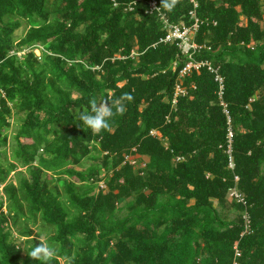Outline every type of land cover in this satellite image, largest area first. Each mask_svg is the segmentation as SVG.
Listing matches in <instances>:
<instances>
[{
  "label": "trees",
  "instance_id": "1",
  "mask_svg": "<svg viewBox=\"0 0 264 264\" xmlns=\"http://www.w3.org/2000/svg\"><path fill=\"white\" fill-rule=\"evenodd\" d=\"M194 2L191 59L221 95L207 67L179 77L148 0H0V264H40L41 237L52 264H264V0ZM125 93L111 132L77 119Z\"/></svg>",
  "mask_w": 264,
  "mask_h": 264
},
{
  "label": "clouds",
  "instance_id": "2",
  "mask_svg": "<svg viewBox=\"0 0 264 264\" xmlns=\"http://www.w3.org/2000/svg\"><path fill=\"white\" fill-rule=\"evenodd\" d=\"M190 1L193 3V8L195 9L197 7V4L194 2V0H190ZM178 3H180V0H162L161 6L165 9H167L168 11H172L177 6ZM157 4H158V1H157ZM158 8H159V11H157V14H159V16L161 17V21L163 22L164 28L166 30L164 37L168 33V29L170 27L178 26L181 24L189 26L188 24H185L184 22H180L178 24L168 23L163 12L160 11L161 9H160L159 5H158ZM148 9H149V6H148ZM194 9L189 12V16L192 20V23L190 25H192L194 23V21L197 20V25L199 28V22H198V19L196 18ZM129 10H131V7H129ZM198 28H197V31H198ZM197 31H196V33H197ZM164 37H162V38H164ZM162 38H160V39H162ZM193 40H194V38H193ZM159 42H160V40H159ZM160 43H162V42H160ZM167 44H173L179 50L178 46L175 43H167ZM179 51L181 52V50H179ZM185 55L188 56L187 54H185ZM37 56H39V55H37ZM189 61H190V59H189ZM218 86H219V84H218ZM133 99H134V97L132 96L131 93L123 94L122 97L113 100L111 104H109L107 101H102L101 103L97 104L96 100L92 99L90 101V110L89 109H83L80 112H78L76 114L77 119L83 123L84 128L91 129L92 133L99 134V133L105 132V131L111 132V130H112L111 121L115 118V116L123 115L126 111L125 101L131 102ZM113 109H115V111H113ZM226 116H228V114ZM229 120H230V117H229ZM227 123H228V121H227ZM151 134L157 135V133L154 131H151ZM133 149L131 151H133ZM130 157H132L136 163V160L139 158V154H131ZM28 255L30 256L31 259L39 261L40 264H52V261L54 259H56V257H57V251H56V248L52 244H50L49 242H47L46 240H44L41 237L39 244L36 246H33L32 250L28 253ZM75 256H76L75 252H73L71 256H65L63 258L65 260V264H74Z\"/></svg>",
  "mask_w": 264,
  "mask_h": 264
},
{
  "label": "built area",
  "instance_id": "3",
  "mask_svg": "<svg viewBox=\"0 0 264 264\" xmlns=\"http://www.w3.org/2000/svg\"><path fill=\"white\" fill-rule=\"evenodd\" d=\"M148 6H149V11L150 12H157L159 11L158 8V4L156 0H148ZM162 16V15H161ZM198 25H197V20L194 21V23L192 25L186 26V25H178V26H173L170 27L168 29V33L166 34V36L162 39H160V42L162 43H175L179 50H181V52L183 54H187L190 61L188 63H186V65L183 67V69L180 71V76L179 77H183L187 72H189L191 69H198L200 67H207V69L213 73L214 77H215V81L219 84V94H222V90H223V79L221 78V76L218 73L217 69H214L210 63H208L207 61H202V62H197V61H193L191 59V55L198 49H200V46L197 45V43L194 42L193 38L194 35L197 31ZM184 91L183 89H181L178 85L175 86V92H174V97L179 96V95H184ZM173 102L175 103L176 100H173ZM226 115L228 114L225 111ZM227 121L228 123L230 122L229 117L227 116ZM228 140L229 142L231 141L232 138V133L229 130L228 131ZM228 153H230V150H228ZM129 160V162L131 164H135V161L132 157H128L127 158ZM229 167L233 168V164L232 162L229 163ZM238 178L235 177V181H237ZM230 197L235 198L238 202H242V198L240 197V195L235 191L232 190L230 192ZM243 220L245 222L246 227H248L249 225V219L247 218L246 214L243 215ZM235 257L239 256V253L237 250H235ZM233 264H237L236 261H233Z\"/></svg>",
  "mask_w": 264,
  "mask_h": 264
},
{
  "label": "rangeland",
  "instance_id": "4",
  "mask_svg": "<svg viewBox=\"0 0 264 264\" xmlns=\"http://www.w3.org/2000/svg\"><path fill=\"white\" fill-rule=\"evenodd\" d=\"M18 33H19V31L17 32V34H18ZM35 54L39 55V52L36 51ZM15 130H16V124L13 123L12 126H11V128H10V130H8L10 146L12 145V140H11L10 136L15 132ZM10 153H11V147L8 146V147L6 148V155L9 157V156H10ZM87 164H88V163L86 162L84 165L86 166ZM85 166H84V167H85ZM84 167H83V168H84ZM83 168H82V169H83ZM18 171H21V172L25 173V170H24L23 168L18 169ZM10 177H11V180H13V182H16V181H15V175H14V173L11 174ZM229 216H230V217H234V216H235V212H234V211H230V215H229Z\"/></svg>",
  "mask_w": 264,
  "mask_h": 264
}]
</instances>
